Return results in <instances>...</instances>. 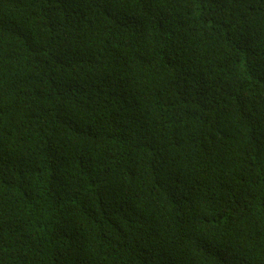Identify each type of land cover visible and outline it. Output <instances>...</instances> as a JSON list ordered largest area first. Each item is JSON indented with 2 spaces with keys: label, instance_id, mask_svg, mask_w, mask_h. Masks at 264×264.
Listing matches in <instances>:
<instances>
[{
  "label": "trees",
  "instance_id": "trees-1",
  "mask_svg": "<svg viewBox=\"0 0 264 264\" xmlns=\"http://www.w3.org/2000/svg\"><path fill=\"white\" fill-rule=\"evenodd\" d=\"M0 264H264V0H0Z\"/></svg>",
  "mask_w": 264,
  "mask_h": 264
},
{
  "label": "clouds",
  "instance_id": "clouds-1",
  "mask_svg": "<svg viewBox=\"0 0 264 264\" xmlns=\"http://www.w3.org/2000/svg\"><path fill=\"white\" fill-rule=\"evenodd\" d=\"M238 24L241 25V26H243L246 29L252 30V27H251V25L248 22L238 21Z\"/></svg>",
  "mask_w": 264,
  "mask_h": 264
}]
</instances>
